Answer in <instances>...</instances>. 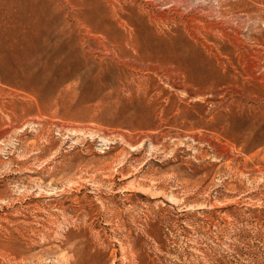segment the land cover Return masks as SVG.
<instances>
[{
    "label": "rangeland",
    "instance_id": "rangeland-1",
    "mask_svg": "<svg viewBox=\"0 0 264 264\" xmlns=\"http://www.w3.org/2000/svg\"><path fill=\"white\" fill-rule=\"evenodd\" d=\"M0 264H264V0H0Z\"/></svg>",
    "mask_w": 264,
    "mask_h": 264
}]
</instances>
